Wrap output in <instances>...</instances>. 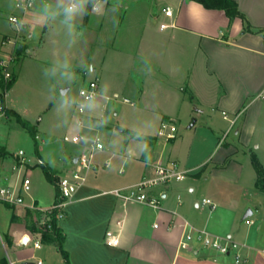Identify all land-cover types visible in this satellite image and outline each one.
<instances>
[{
  "label": "crops",
  "instance_id": "crops-1",
  "mask_svg": "<svg viewBox=\"0 0 264 264\" xmlns=\"http://www.w3.org/2000/svg\"><path fill=\"white\" fill-rule=\"evenodd\" d=\"M235 1L252 27L264 28V0ZM46 4L54 5L55 0H34L33 6L28 10L19 8L17 0H0V12L7 10L8 16L16 14L23 20V25L16 30L0 29L3 38L15 36L17 33L23 38L26 51L21 65L35 56L44 60L39 54V49L42 48L37 51L33 38L35 34L42 32V39L37 42L38 45H45L47 34L56 30V22L62 24L60 17L55 20L44 19L43 9ZM113 4L116 5V10H112ZM167 5L174 8L173 19L163 13V7ZM119 7L124 9V15L119 13ZM126 16L142 17V27L148 31L154 29V20L161 19L157 29L165 32L163 40L167 45L168 55H153V58L141 56L137 74H130L121 83L102 86L100 92L102 95L118 94L117 100L121 96L134 98L140 103V110L154 115L151 118L153 124L141 127L137 125L139 130H130L126 138H117L118 144L113 147L104 142L105 149L96 156L97 168L91 171L87 183L79 187L70 198L65 209L66 215L58 220V225L65 236L63 247L69 254L71 264H236L232 255L220 254L214 250L201 249L194 252L179 249L182 229L179 226L172 228V224L175 220L181 222L183 219L213 234L231 236L246 244L244 255L248 259L247 264H264V214L259 210V206L264 205L261 196H264V191L257 187V172L250 177L252 186L256 189L254 197L260 199L256 209L251 207V216L256 213L258 215L248 224H240L234 220L231 225H225L228 211L223 206L217 209V205L211 208L197 202L194 208L192 202L181 198L180 192L185 187L181 183L156 187L157 191H163L159 207L143 203L124 205L116 195L109 192L118 187L135 184L149 176L150 162L159 159L179 162L183 169L189 170L185 179L190 176L198 180L205 172H210L230 183L245 186L242 183L245 168L238 157L248 151L257 155L250 147L257 130L261 126L264 128V103L259 100L264 93L263 35L244 30L245 22L241 17L230 18L225 10L208 8L196 0H109L104 15H94L90 10L88 23L85 25L92 35L93 57L99 52L108 53L115 48L114 40L118 37L109 27L112 25L115 28V22L118 21L119 29L114 30L119 33L126 22ZM84 18L76 22V27H81ZM162 22H174V25L161 28ZM53 40L56 43L55 39H51V42ZM59 47L56 48L60 49ZM56 48L54 45V60L62 57ZM12 49L11 43L1 46L0 57H7ZM65 51L66 56L74 57L75 53L67 49ZM183 53L185 59H180L177 55ZM182 64L187 66L186 71L178 67ZM194 66L198 68L199 84L211 82L212 86L211 103H201L196 94L195 97L202 107L195 111L191 106L195 97H190L183 86V82L188 81L193 87ZM20 74L17 71V79L7 97V107L23 116L16 109L17 99L11 94L19 85ZM52 96L46 93L44 107L52 105ZM132 101L135 105V101ZM114 103L113 100L106 104L97 103L98 107L84 117L91 132L97 131L100 134L106 126L101 121L107 120L109 113L115 110ZM182 110L194 115L189 125L190 136L179 137L177 134L170 140L159 137L162 122L170 118L177 121V114ZM206 111L207 116L203 118L202 126L208 132H200L199 115H206ZM114 114L117 115L116 110ZM12 118L15 117L1 114L0 124L11 125ZM226 125L234 130L232 138L225 139L224 142L217 139L218 136L213 138L212 134L224 130ZM67 130L71 136L83 129L77 124H70ZM38 132L37 129L36 134L39 136ZM121 132H124L123 129ZM137 132H142L143 139L149 143L150 161L146 160V154L139 152ZM38 139L39 137L37 141ZM52 145L55 147L52 146V150L46 154L38 145V151L35 147V157L29 163L21 165L17 155L21 149H10L7 137H2L0 131V146L8 151L6 155H0V185H15L22 174H34L37 167L42 169L44 176V183L40 179L36 185L35 177L30 175L32 185L30 192L25 194V203L15 205L0 200V264H10L11 261L14 264H24L26 261L39 260L43 264H65L59 243L32 229L35 218L40 213L29 206L35 202L39 207H49L57 197L55 184L47 178L43 166L36 165V158H42L55 172H68L84 145L76 143L79 152H73L66 147L62 149L56 143ZM188 186L191 191L194 190L191 184ZM246 208L247 205L241 213ZM242 219L247 218L243 216ZM108 231L118 235L119 245L106 243ZM29 234L40 237L41 247H31L30 241L27 244L21 243ZM42 247H45L44 250ZM51 249L59 253L60 263L48 257L47 253Z\"/></svg>",
  "mask_w": 264,
  "mask_h": 264
},
{
  "label": "rangeland",
  "instance_id": "rangeland-1",
  "mask_svg": "<svg viewBox=\"0 0 264 264\" xmlns=\"http://www.w3.org/2000/svg\"><path fill=\"white\" fill-rule=\"evenodd\" d=\"M118 10L120 14L124 15L123 8L119 7ZM8 15L9 12L7 10L5 12H0V29L2 31L16 30L18 28V25L9 20L10 16ZM87 19L88 15L85 16L81 27H76L72 35H69L68 29L64 27V25L56 22V30L47 34L48 40L45 45H38L39 43L37 42V40L42 39V32L35 34L33 44H36L37 51L38 48H42L41 50L39 49L40 52H38L44 57V60L35 56L34 59H28L24 65H21L22 61L20 59H22V57H19L13 65L14 72H16V74L17 71L19 74L21 73L19 85L11 91V94L17 99L15 104L16 109L23 114L22 116L19 113L24 119L31 123L33 131L38 129L39 139L37 141V138H35L14 115L15 118H12L10 121L11 125L5 126L0 124V131L2 137H7L10 149L16 151L22 149L30 159L35 157L37 142L40 148H43L44 154H46L47 151H51L52 146L55 147V145H52L54 143L61 145L62 149L66 147L73 152H79L80 149L78 145L71 141V139H67V137H70L67 128L70 124H76L78 119L82 117L76 111L79 90L82 86L87 85L91 80L96 78L99 81L100 89L102 86L110 85V83H121L122 81H126L130 74L135 75L138 73V62L141 60V56H151L153 58V55L156 57H167L168 55L167 45L163 40L165 32L157 29L161 19H153L154 21L152 24L154 29L148 31L142 27V17L126 16V22L123 27L120 28L121 31H119V33L115 32L116 28L119 29V22L117 25H113L115 28H113L112 25L109 27L113 30V34L118 37L116 41L114 40L115 48L108 51V53L104 52L105 55L99 52L96 57H93L92 35L89 29L85 27L88 23ZM100 37H103V33L100 34ZM51 39H55L56 43H54V40L51 42ZM22 40V37H17L15 50ZM2 41L3 37L0 35V47L3 46ZM54 45L55 48L60 46V49L56 48L62 55L60 59L54 60L55 58L52 54ZM116 46L120 48L117 49ZM65 49L75 53L74 57L66 56ZM177 56L180 59H185L184 53L178 54ZM65 63L68 65L67 69L63 67ZM88 65L93 66V72H88ZM178 67L186 71L185 68L187 66L182 64L181 66L178 65ZM197 69V66H194L192 76L193 87L191 84L189 85L188 81L183 82V86L190 97H195L197 94L198 99L202 101L201 103L207 105L211 103L212 100L210 93L212 88L211 82L200 85L197 80ZM66 72L72 76L71 79L65 76ZM61 82H63V84H60ZM67 87H69V103L64 105L61 92ZM192 88L194 89L192 90ZM46 93L53 95L51 101L54 102L52 105L48 104L44 107L47 98ZM123 99L124 96H121L119 100H113L115 101L113 105L116 106L115 110L117 111V115L114 114L115 110L113 109L114 111H111L108 115L106 126L100 131L103 141L108 142L111 147L118 144L117 138L128 137L130 130H139L137 125L141 127L147 124H153L151 118L154 115L140 110L141 106L138 101L131 98L136 103L135 105H131L123 102ZM259 100L264 103V93L259 97ZM201 103L195 97L191 105L192 110L195 111L202 107ZM205 114L206 115H199L201 126L198 131L200 132L207 131L202 126L204 125L203 118L207 116V111ZM177 117L179 118L177 120L179 128L177 134L179 137L184 135L188 138L191 133V131H189V125L194 119V115L191 116L189 112L182 110L181 113L177 114ZM227 125L224 130L212 134L213 138H217L216 136H218L217 139H220L222 142H224L225 139L230 140L234 130ZM121 129H123L124 132H121ZM250 149L257 154L256 156L264 168V128L262 126L257 130ZM252 156V153L248 151L246 154L241 153L238 157L245 168L242 176V183L245 184L244 187L230 183L223 177H218L210 172H205L198 180H194L189 176L183 181L174 180L171 183L173 186L178 183L185 184L183 191L180 192V196L183 200L188 199L192 202L194 208L196 203L199 202L201 204L204 198H209L216 203L217 209H220L222 206L226 207L228 211L226 214L228 221L225 222V225H231L234 220L235 222L238 221L240 224L243 222L248 224L249 221L258 214L256 213L255 216H251L245 220L242 218L247 210H252L251 207L255 208L256 205H259L258 203L260 200L254 197L256 189L252 186L253 182L251 177L257 170L253 163ZM95 162H97V159H95ZM42 173V169L37 167L34 174H30L35 177L36 185L39 184L40 179L42 183H44V176ZM188 184H191L194 190L191 191ZM38 187L39 186H37V188ZM261 196L264 199L263 194ZM246 205V210L241 213ZM259 210L264 214V205L259 206ZM29 245L33 246V242L30 241ZM44 248L45 247H42V250H44ZM47 254L51 260H55L58 263L61 262V257L55 249H51Z\"/></svg>",
  "mask_w": 264,
  "mask_h": 264
},
{
  "label": "built area",
  "instance_id": "built-area-1",
  "mask_svg": "<svg viewBox=\"0 0 264 264\" xmlns=\"http://www.w3.org/2000/svg\"><path fill=\"white\" fill-rule=\"evenodd\" d=\"M34 4V0H17V6L23 10L30 9ZM163 13L169 19L174 18V8L171 5L163 7ZM12 23H15L19 28L23 25V20L20 16L14 14L9 17ZM174 22H162L161 28H167L173 26ZM18 33L15 36L3 38V45L11 43L13 46L12 51L7 57H0V96L6 100L9 95L11 84L14 82L15 74L13 65L16 61V42ZM91 93L96 94L97 103H108L111 100L118 98V94L102 95L100 92V86L98 79L91 80L87 85L82 86L79 90V99L76 105V111L82 116L77 121V126L83 129L67 139L75 143L84 145V149L79 153L74 161L73 167L68 172H53L54 184L57 189V197L55 202L49 207H39L33 202L29 207L40 213V216L35 218V222L39 226H44L49 219V215L57 210L58 220L66 215V206L72 198L74 192L81 186L87 183L91 171L97 168L95 162L96 156L100 151L105 149V143L101 135L96 132H91L90 127H87L84 121V117L90 114V110L85 108L81 110V105L85 101V96ZM125 103L134 105V102L130 98H124ZM5 114L3 107L0 104V115ZM88 129V131H87ZM178 125L177 121L173 118L164 120L158 132V136L165 138L166 140L173 139L177 136ZM39 136L36 134V138ZM76 137H80L76 140ZM17 155L20 158L21 165L29 163L31 159L27 157L24 150H19ZM45 161L42 158H36V165L43 166ZM151 173L149 176L144 177L139 182L118 187L109 192L116 195L124 205L128 203H143L153 207H159L163 191H157L156 187L169 185L172 181L184 180L189 170L183 169L179 162L175 160H154L150 162ZM105 165H108L105 163ZM17 168V166H15ZM32 180L28 172L20 176L19 182L15 185H0V200L10 204H23L25 203V194H28L31 190ZM202 205L215 208L216 204L209 198H204L201 202ZM158 226V224H155ZM179 226L182 229V234L178 242L179 249L192 250L199 252L201 249L214 250L220 254L232 255L236 264H247L248 259L244 255V249L246 244L239 242L231 238V236H222L211 233L205 228H198L194 226L190 221L183 219L181 222L175 220L172 224V228ZM45 229L50 230L51 225L48 224ZM29 241L33 242L35 248H39L42 245L40 237H35L32 234L27 235ZM106 243L109 245H119L120 239L112 231H108L106 234ZM14 264V262H10ZM37 264H43L41 260Z\"/></svg>",
  "mask_w": 264,
  "mask_h": 264
},
{
  "label": "trees",
  "instance_id": "trees-1",
  "mask_svg": "<svg viewBox=\"0 0 264 264\" xmlns=\"http://www.w3.org/2000/svg\"><path fill=\"white\" fill-rule=\"evenodd\" d=\"M196 1L202 3L204 6H206L208 8H219V9L225 10L230 18H235L237 16L241 17L245 22L244 30L254 32V33H260L264 37V28L255 29L254 27H252V25L249 23V21L247 20L245 15L239 10L238 3L235 0H196ZM91 7H92V4L90 3L88 5L89 12L91 10ZM25 51H26V45L22 42V43H20V45L16 49V57L17 58L23 57V54L25 53ZM16 79H17V74H15L14 82L11 84V87L15 83ZM0 98H1L0 104L3 107L5 114L8 116L14 115L16 117V119L27 130H29L31 132V134H33V136L36 138V131L35 130L33 131L31 123L29 121H27L26 119H24L16 111L9 109L7 107V103H6V100L3 97V95H1ZM38 150H39V148H38V142H37L36 143V151H38ZM7 153H8V151H6L3 147L0 146V155H6ZM252 159H253V163H254L256 170H257V182H256L257 187L264 191V168H263L261 162L259 161L258 157L255 154H253ZM43 169L45 171L47 178L51 182L54 183V178L52 176V173L54 172V170L52 168H50L46 163L43 165ZM48 224L51 225L50 230L45 229ZM32 227H33L32 229H34L35 231L43 234L44 236H47L48 238H50L52 240L57 241L59 243L61 253L65 259V264H71L69 254L63 247V242L65 239V236L62 232V229L58 225L57 210H54L53 213H51L49 215V219L45 223V228L42 225L41 226L37 225L36 222H35V226H32Z\"/></svg>",
  "mask_w": 264,
  "mask_h": 264
},
{
  "label": "clouds",
  "instance_id": "clouds-1",
  "mask_svg": "<svg viewBox=\"0 0 264 264\" xmlns=\"http://www.w3.org/2000/svg\"><path fill=\"white\" fill-rule=\"evenodd\" d=\"M92 4L91 13L97 16L104 15L105 8L109 4V0H55V4H46L43 9V16L45 20H55L58 17L61 18V23L68 29L69 35L74 34L76 29V22L83 17L89 15L88 5ZM112 10H116V5L113 4ZM115 23H118L116 21ZM82 34V33H81ZM67 69L68 65L65 63L63 65ZM88 72H93L94 68L92 65H88ZM65 76L68 79H71L72 76L65 73ZM61 97L63 99L64 105L69 103L68 90H62ZM98 107L96 101V94L91 93L85 96V101L81 105V110L85 108L92 111ZM101 123H107L106 120L101 121ZM137 140L139 143V152L140 154H146V160L151 159L149 143L143 139V133H136ZM80 137H76V140H79Z\"/></svg>",
  "mask_w": 264,
  "mask_h": 264
},
{
  "label": "water",
  "instance_id": "water-1",
  "mask_svg": "<svg viewBox=\"0 0 264 264\" xmlns=\"http://www.w3.org/2000/svg\"><path fill=\"white\" fill-rule=\"evenodd\" d=\"M63 90H66V89H63ZM193 124H194V123H193ZM193 124H192V125H193ZM252 214H253V211H252L251 209H249V210H247V212L245 213L244 218H248V217L251 216ZM28 241H29V238H28V236L26 235V236L22 239L21 243H22V244H27ZM24 264H37V262H35V261H26Z\"/></svg>",
  "mask_w": 264,
  "mask_h": 264
}]
</instances>
